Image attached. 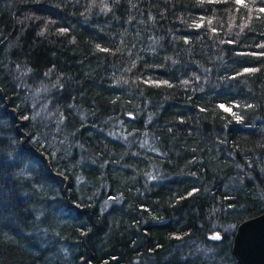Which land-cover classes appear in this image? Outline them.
Segmentation results:
<instances>
[{
    "label": "trees",
    "instance_id": "obj_1",
    "mask_svg": "<svg viewBox=\"0 0 264 264\" xmlns=\"http://www.w3.org/2000/svg\"><path fill=\"white\" fill-rule=\"evenodd\" d=\"M262 8L0 0V264H237L264 212Z\"/></svg>",
    "mask_w": 264,
    "mask_h": 264
},
{
    "label": "water",
    "instance_id": "obj_2",
    "mask_svg": "<svg viewBox=\"0 0 264 264\" xmlns=\"http://www.w3.org/2000/svg\"><path fill=\"white\" fill-rule=\"evenodd\" d=\"M221 234L214 231L207 238ZM231 251L237 264H264V212L241 221L233 235Z\"/></svg>",
    "mask_w": 264,
    "mask_h": 264
},
{
    "label": "snow or ice",
    "instance_id": "obj_3",
    "mask_svg": "<svg viewBox=\"0 0 264 264\" xmlns=\"http://www.w3.org/2000/svg\"><path fill=\"white\" fill-rule=\"evenodd\" d=\"M237 3H243V0H237ZM260 11H262V12H264V8H262V9H260ZM246 71H247V69H246ZM221 107L222 108H224V106L223 105H221ZM225 111H231V109L230 108H225L224 109ZM236 119L237 120H239V119H241L239 116H236ZM213 239H219L220 237H219V234H217L216 236H214V237H212Z\"/></svg>",
    "mask_w": 264,
    "mask_h": 264
},
{
    "label": "bare ground",
    "instance_id": "obj_4",
    "mask_svg": "<svg viewBox=\"0 0 264 264\" xmlns=\"http://www.w3.org/2000/svg\"><path fill=\"white\" fill-rule=\"evenodd\" d=\"M212 234V233H211Z\"/></svg>",
    "mask_w": 264,
    "mask_h": 264
}]
</instances>
